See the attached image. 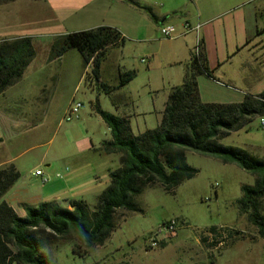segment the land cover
Segmentation results:
<instances>
[{"label": "rangeland", "instance_id": "rangeland-1", "mask_svg": "<svg viewBox=\"0 0 264 264\" xmlns=\"http://www.w3.org/2000/svg\"><path fill=\"white\" fill-rule=\"evenodd\" d=\"M124 2L94 0L87 14H60L56 0L19 1L0 6V42L29 38L36 52L24 81L10 91L11 94L21 92L27 100V104L24 102L27 112L32 110L34 118H19L12 132L0 131V138L4 139L0 145V162L11 160L18 168L19 188H45L47 184H43L42 178L33 175L36 170L48 176V161L68 164L79 144L104 135L107 126L92 111L93 106L98 103L104 111L116 110L112 97L118 90L109 95L101 83L117 86L124 72L134 71L135 76L116 99L128 102L124 109L134 115L133 133L138 135L159 125L160 112L180 70L170 64L173 41L162 36L147 14L129 0ZM151 5L163 8L158 2ZM258 7L259 29L263 30L264 0L258 1ZM186 23L173 24L177 30L175 35L184 34ZM90 25H111L125 37L123 46L108 51L101 66L100 82L94 79L93 65L86 66L77 50H70L62 59L50 60L56 37L91 30ZM196 35L186 34L191 40L195 38L194 47L200 39L196 40ZM254 44L264 47L263 38ZM46 63L47 69L40 71V65ZM69 68L76 69L74 77L65 81L64 77L57 76L42 90L40 73L52 71L65 75ZM72 95L83 108L80 119L66 122L63 102ZM0 104L7 111L14 106L3 99ZM220 142L262 157L264 126L258 118ZM186 158L190 166L199 170L196 177L181 184L174 193L166 192L161 185L146 187L136 200L138 212L116 213L117 228L103 246L85 249L70 239L43 232L50 264H264V238L239 209L241 187L253 185L255 177L236 165H225L192 151L186 153ZM90 159L89 155L82 157L83 161ZM85 169V174H89L88 163ZM172 221L179 223L176 236L166 241L165 247L150 248V235ZM212 227L221 230L220 236L215 238L207 233L208 240L203 242L201 231ZM231 230L234 232L229 236Z\"/></svg>", "mask_w": 264, "mask_h": 264}, {"label": "trees", "instance_id": "trees-1", "mask_svg": "<svg viewBox=\"0 0 264 264\" xmlns=\"http://www.w3.org/2000/svg\"><path fill=\"white\" fill-rule=\"evenodd\" d=\"M15 1L0 0V5ZM143 9L156 21L151 8ZM263 31L259 29L257 36ZM124 44L125 37L113 27L69 33L56 37L50 60L77 50L86 66L93 65L94 79L100 82L101 66L108 51ZM195 50L183 83L170 90L155 129L136 135L129 118L109 113L98 103L94 104L95 112L112 135L111 140L102 142L98 151L120 155V166L110 172V183L94 206L83 200H73L69 207L56 201L44 202L38 207L25 204L26 215L21 217L10 204L2 201L21 175L14 165L0 170V264H50L45 252L46 241L41 236L45 231L57 238L70 239L85 249L103 246L117 228L116 213L120 210L138 212L136 200L146 187L161 185L166 192L174 193L181 184L196 177L199 170L187 163L188 151L217 159L225 165H236L255 177L253 185H242L239 209L264 238V158L242 148L223 146L220 142L264 117V92L247 94L240 103H204L198 78L213 76L204 51L201 49L196 53ZM35 57L29 38L0 42V96L22 79ZM134 76V71L124 72L117 86L101 83V87L112 95L130 83ZM112 102L115 103L114 96ZM220 231L216 227L201 231L202 241L207 242V233L217 238ZM233 232L229 231V236ZM161 246L165 247L166 243L162 242Z\"/></svg>", "mask_w": 264, "mask_h": 264}, {"label": "crops", "instance_id": "crops-1", "mask_svg": "<svg viewBox=\"0 0 264 264\" xmlns=\"http://www.w3.org/2000/svg\"><path fill=\"white\" fill-rule=\"evenodd\" d=\"M19 1L31 0H17L9 4H14ZM118 1L122 4L125 3L124 0ZM129 1L133 5L134 3L138 4L140 7L134 6L149 17L150 14L143 7L151 8L153 15L156 17V21L150 18L159 29L162 26H173L175 23L182 25L189 21L194 24L197 23L195 26L190 22L186 23L192 28L200 26L199 31H187L184 28V34L182 33L178 36L175 35L176 30L171 39L173 46L170 49V64L179 67L178 69L180 70L177 71V81L173 83L170 90L183 83L191 54L196 48L194 47L196 44L195 38L191 40L186 34L195 33L197 34L196 40L200 38L201 49L205 53L207 66L213 76L211 78L202 75L198 78L200 96L204 103H240L247 94L259 95L264 92V47L263 45L254 44L261 37L264 41V31L260 36H257L259 30V0ZM93 2L94 0H56V6L60 14H87L86 12L90 11V6ZM153 2H158L163 8L153 7L151 5ZM188 2L190 3L188 4ZM9 4L0 6H8ZM166 6H170L169 9ZM87 18L90 17L88 16ZM90 26L89 28L92 29L99 27L95 25ZM107 27H111V25H107ZM249 40L251 41L247 45ZM31 64L26 69L22 79L0 96V99H3L5 102L10 101L14 105L11 111H7L3 109V104H0V131L3 133L12 132V130L16 129L19 118H34L32 110L27 112L28 106L24 105V102L26 103L27 100L20 94L21 92H14L12 94L10 92L24 81L26 72L31 67ZM48 66L49 64L47 63L41 64L40 71L47 69ZM75 75V68H69L65 75H59L52 71L40 73L39 78L42 80V90L44 91L51 81L56 80L57 76L60 78L64 77V80L67 81ZM130 83L115 93V103L112 102V105L116 110L113 112L107 109V111L121 117H127L131 121L134 115L124 109L128 105V102L116 99ZM74 99L75 97L72 95L63 102L65 104V111H67L70 103ZM166 102L164 103V107ZM92 111L95 113L94 108ZM22 113L24 115H21ZM161 114L162 112H160ZM159 119L161 120V117ZM106 129L107 131L104 135L96 137V139L91 138L90 141H83L79 144L76 152L71 156L73 162L71 161L68 164L60 165L58 163L59 161H48L46 163V167L50 169L48 176H45L44 173L42 176H37L36 171L38 170H36L33 175L42 178L43 184H47L45 188L21 189L17 186L18 182H16L3 196L2 201L10 204L21 217L26 215L24 209L25 204L38 207L44 202L56 201L63 207H69L71 201L83 200L90 206H94L99 195L110 183V172L120 166V155H107L98 151L103 141L112 139L108 126ZM3 141L4 139L0 138V145L3 144ZM85 155L91 157L90 161L82 160V157ZM258 158H264V156ZM87 163L90 165L89 174H85ZM10 165H14L11 160L0 162V170ZM14 167L18 170L15 165ZM45 179L47 182H44Z\"/></svg>", "mask_w": 264, "mask_h": 264}, {"label": "built area", "instance_id": "built-area-1", "mask_svg": "<svg viewBox=\"0 0 264 264\" xmlns=\"http://www.w3.org/2000/svg\"><path fill=\"white\" fill-rule=\"evenodd\" d=\"M187 31H199L200 26H197L195 28H192L189 24H186L185 26ZM160 32L162 36L166 39H172L176 28L174 26L168 25V26H162L160 28ZM201 48V41H198V44L196 46V53L200 52ZM145 62V60H143ZM83 108V104L81 102L76 101L75 99L70 103L65 117L64 121L66 122H72L74 120L80 119V112ZM261 125L264 126V117L260 118ZM37 176H42L43 172L38 170L36 171ZM60 177V175H58ZM44 182H47L45 179ZM179 223L177 221H172L168 223H164L156 232L152 233L150 235V248L154 249L161 245L162 242L168 241L170 238L176 236L177 229H178ZM159 236H162V239H159ZM213 237V235H211Z\"/></svg>", "mask_w": 264, "mask_h": 264}]
</instances>
